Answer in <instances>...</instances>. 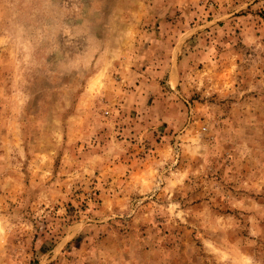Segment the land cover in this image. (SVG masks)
Wrapping results in <instances>:
<instances>
[{"label":"rangeland","instance_id":"1","mask_svg":"<svg viewBox=\"0 0 264 264\" xmlns=\"http://www.w3.org/2000/svg\"><path fill=\"white\" fill-rule=\"evenodd\" d=\"M0 264H264V0H0Z\"/></svg>","mask_w":264,"mask_h":264}]
</instances>
